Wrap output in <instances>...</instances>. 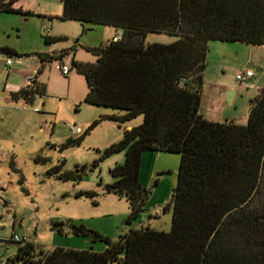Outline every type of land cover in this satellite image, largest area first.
<instances>
[{
  "label": "trees",
  "instance_id": "obj_1",
  "mask_svg": "<svg viewBox=\"0 0 264 264\" xmlns=\"http://www.w3.org/2000/svg\"><path fill=\"white\" fill-rule=\"evenodd\" d=\"M14 1L0 0V11L28 13L13 7ZM61 5V19L121 32L119 39L85 46L95 61L71 57L69 63L85 79L83 102L122 112L93 119L59 149L80 144L101 118L120 123L141 114V122L123 128L121 137L98 158L124 151V160L109 169L114 179L105 190L127 200L126 221L131 222L145 208L149 193L139 181L142 154L148 150L179 154L176 183L164 205L171 211L170 228L140 225L110 240L82 223L51 221L50 229L59 234L103 239L106 245L100 251L63 246L37 250L30 239L17 241L16 252L4 263L264 264V87L249 99L244 123L209 120L199 111L209 42L264 45V0H61ZM147 32L176 38L145 43ZM43 38L49 43L61 37L44 34ZM1 51L21 55L7 46ZM66 55L61 50L45 61H61ZM35 95H44L36 75L30 84L10 92L12 99L25 102ZM48 160L34 157L39 163ZM62 163L47 173L78 182L81 173L62 170ZM96 164L97 159L92 162ZM95 194L78 190L74 196Z\"/></svg>",
  "mask_w": 264,
  "mask_h": 264
},
{
  "label": "rangeland",
  "instance_id": "obj_2",
  "mask_svg": "<svg viewBox=\"0 0 264 264\" xmlns=\"http://www.w3.org/2000/svg\"><path fill=\"white\" fill-rule=\"evenodd\" d=\"M12 6L28 11H0V48L7 46L21 54L10 55L12 63L8 71L5 66L8 54L4 51L0 53V181L5 187L4 195L12 202L15 232L20 236L27 235L37 250L63 246L77 249L90 247L100 251L106 245L103 239L59 234L50 229V222L82 223L110 240H116L130 227L140 225L168 231L171 211L164 209V205L176 183L179 154L152 150L142 154L139 181L149 193L145 208L131 222L126 221L129 213L127 200L105 190V184L114 179L109 169L124 160V151L98 160L102 150L121 137L123 128L141 122V114L120 123L101 118L80 144L59 149L69 136L77 135L69 132L70 124L75 123L83 131L93 119L105 112H122L83 102L87 91L85 79L70 67L68 58L72 55L74 59L95 61L96 56L87 51L85 45L107 42L103 41L107 37L104 33L101 36L100 29L108 27L115 33L114 27L61 19V0H15ZM45 29H50V33L61 38L44 42ZM106 35L110 36L109 32ZM175 38L164 32H147L144 42L168 43ZM61 50L68 53L61 61L51 58L41 62L38 56L43 52L55 55ZM56 63L67 64L68 73L62 74L55 67ZM249 63L251 66H248ZM257 67L260 69L257 70ZM245 69L251 70L253 77L241 82L235 75ZM35 75L36 81L44 85V95H35L31 102L12 99L9 90L31 83ZM203 76V103H208L210 99L212 83L223 80L236 88L233 100H228L230 93L226 92L223 108L233 114L236 122L244 123L249 94L252 97L254 91L252 82L259 77L264 82V45L211 40ZM36 155L47 156L49 160L36 162ZM96 159L97 164L93 166L92 162ZM62 160V170L81 173L78 182L63 181L47 173L48 168ZM83 165L85 168L79 170ZM78 190L94 191L96 194L93 197H75L74 193ZM93 200L95 203H92ZM3 226H0L2 238L11 231L7 223ZM16 245L15 241L0 240V264H5L6 257L16 252Z\"/></svg>",
  "mask_w": 264,
  "mask_h": 264
},
{
  "label": "crops",
  "instance_id": "obj_3",
  "mask_svg": "<svg viewBox=\"0 0 264 264\" xmlns=\"http://www.w3.org/2000/svg\"><path fill=\"white\" fill-rule=\"evenodd\" d=\"M107 28L108 27H104V28L100 29L101 36H103V33H104V36L107 37V38H103V39H106L103 41H108L109 38L112 39L113 35H114V33ZM115 31H117V30H115ZM107 32H109L110 36L106 35ZM50 34L52 36H54V34H52V33H50ZM85 46H96V45L87 44ZM71 57H72V55L70 57L68 56L69 61H70ZM251 59H253V58H251ZM249 64H251V63H249ZM256 69L259 70L260 67H257ZM26 79H28V78H26ZM23 82H24V80H23ZM262 83H264V82H262V78H260V77L257 78L256 80H254V82H252V88L254 89V91L252 92L253 93L252 97L254 95H256L262 87H264V84H262ZM212 84H213L212 90L209 92V98L210 99H209L208 103H206V102L203 103L204 89H205V80H204L202 92H201V100H200V105H199L200 113L205 118H207L209 120H215V121H226V120H231V119L235 120L232 113L225 111V109L223 108V105H222V101L224 99L226 92L230 93V100H233L235 98L236 88H234L233 85L227 84L223 80H219V82L212 83ZM24 85L22 84V85L18 86V88H11V90H9V93L12 91L18 90L20 87H22ZM249 87L251 89V83L249 84ZM249 95L251 98V94H249ZM110 113H112V112H105V114H110ZM3 188L5 189L4 186H3ZM15 221H16V219H15ZM15 225H16V223H14V229H15Z\"/></svg>",
  "mask_w": 264,
  "mask_h": 264
},
{
  "label": "built area",
  "instance_id": "obj_4",
  "mask_svg": "<svg viewBox=\"0 0 264 264\" xmlns=\"http://www.w3.org/2000/svg\"><path fill=\"white\" fill-rule=\"evenodd\" d=\"M45 33L50 34V29H47V30L45 29ZM120 37H121V32L117 30L114 33L112 39H119ZM11 63H12V60L10 58V55H8V57H6L5 59V66H7L8 71H9V67ZM55 67L64 75H66L69 71V67L65 63H56ZM252 76H253V72L249 69L240 71L236 73L235 75L236 79H238L241 82L245 81L246 79L251 78ZM68 129L71 134H78L82 131L80 126L75 125V123L70 124L68 126ZM3 191H4L3 184L0 181V226L4 227L3 225L7 223L8 226L11 228L9 235L3 238L0 236V240L15 241V242L29 240L27 235L20 236L15 232L14 230L15 220H14L13 212H11L12 202L11 200L7 199Z\"/></svg>",
  "mask_w": 264,
  "mask_h": 264
},
{
  "label": "water",
  "instance_id": "obj_5",
  "mask_svg": "<svg viewBox=\"0 0 264 264\" xmlns=\"http://www.w3.org/2000/svg\"><path fill=\"white\" fill-rule=\"evenodd\" d=\"M50 55H51V53H49V52H43V53H40L39 58L43 57V59H42V62H43V61L47 60L50 57ZM248 66H251V64H248ZM228 100H230V97H228Z\"/></svg>",
  "mask_w": 264,
  "mask_h": 264
}]
</instances>
